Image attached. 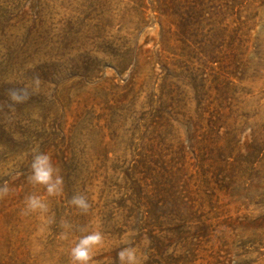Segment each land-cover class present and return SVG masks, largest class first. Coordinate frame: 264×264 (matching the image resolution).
<instances>
[{"label":"rangeland","instance_id":"rangeland-1","mask_svg":"<svg viewBox=\"0 0 264 264\" xmlns=\"http://www.w3.org/2000/svg\"><path fill=\"white\" fill-rule=\"evenodd\" d=\"M163 82L162 153L183 144L192 208L132 194L119 228L102 226L104 170L138 157ZM36 149L63 178L56 195L28 179ZM32 195L47 211L27 210ZM263 230L264 0H0V264H71L94 231L89 264L129 246L141 264H263Z\"/></svg>","mask_w":264,"mask_h":264},{"label":"trees","instance_id":"trees-1","mask_svg":"<svg viewBox=\"0 0 264 264\" xmlns=\"http://www.w3.org/2000/svg\"><path fill=\"white\" fill-rule=\"evenodd\" d=\"M165 87V82L161 83L159 88V105L151 111L154 112L153 114L150 112V120L146 121L145 119V132L141 137L139 150L136 153L138 157L132 158L128 166L124 169L114 167L104 170L105 174L103 175L100 186L103 191H107V197L103 204L102 226L111 224L119 228L120 222L117 217L118 209L126 207L125 204H121V201L124 200L125 202L129 200L132 202L129 198L132 194H135L138 199H145L146 201H150V203L153 197H157L162 202V206L159 208H163L169 212L173 210L174 213H179L183 205L184 207L192 208V203H189L185 198L195 193L196 189L194 190L188 182L181 189L177 182L180 177L179 171L182 168L180 166L178 167L176 163L178 159L184 158L183 144H178L177 150L171 152L172 154L169 159H165L166 154L162 153V146L167 141L166 136L162 134L160 129V122L165 121L163 116V107L166 102L165 96L167 95L165 93ZM123 90V99H119L118 108L121 110L124 108L130 110L135 105L134 98L126 100L127 94L131 91L130 85L126 84ZM168 92L170 93L172 91ZM145 104L150 105L151 101H146ZM134 120L139 122L137 118H134ZM189 137H191L189 146L193 148L195 138L192 135ZM155 154L158 155V158H154ZM128 190L130 194L124 197ZM145 192H149V194H145ZM133 207L130 204V208L133 209ZM174 231L176 235L181 234L179 230ZM262 234L264 239V230ZM261 254L263 255L262 259L264 262V252Z\"/></svg>","mask_w":264,"mask_h":264},{"label":"clouds","instance_id":"clouds-1","mask_svg":"<svg viewBox=\"0 0 264 264\" xmlns=\"http://www.w3.org/2000/svg\"><path fill=\"white\" fill-rule=\"evenodd\" d=\"M30 167L31 175L28 179L32 184L45 186L48 195H56L62 190L63 178L47 153L40 152L38 149L34 150ZM2 191L6 194L7 187ZM69 203L84 212H87L90 207L87 198L83 195L73 196ZM26 208L31 212L47 211V205L35 195L26 198ZM102 241L103 236L99 231L82 236L70 251L71 264H89L91 250ZM117 255L119 264H141L137 250L131 246L123 248Z\"/></svg>","mask_w":264,"mask_h":264}]
</instances>
